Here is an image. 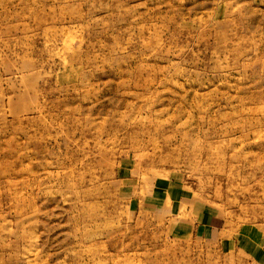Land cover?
I'll return each instance as SVG.
<instances>
[{
  "label": "rangeland",
  "instance_id": "rangeland-1",
  "mask_svg": "<svg viewBox=\"0 0 264 264\" xmlns=\"http://www.w3.org/2000/svg\"><path fill=\"white\" fill-rule=\"evenodd\" d=\"M0 264H264V0H0Z\"/></svg>",
  "mask_w": 264,
  "mask_h": 264
}]
</instances>
